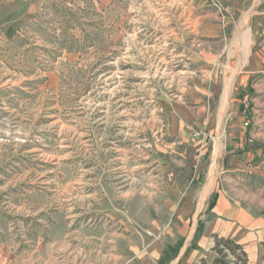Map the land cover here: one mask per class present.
<instances>
[{
	"label": "rangeland",
	"instance_id": "1",
	"mask_svg": "<svg viewBox=\"0 0 264 264\" xmlns=\"http://www.w3.org/2000/svg\"><path fill=\"white\" fill-rule=\"evenodd\" d=\"M230 1L0 0V264H211L215 118L264 132V0Z\"/></svg>",
	"mask_w": 264,
	"mask_h": 264
},
{
	"label": "crops",
	"instance_id": "2",
	"mask_svg": "<svg viewBox=\"0 0 264 264\" xmlns=\"http://www.w3.org/2000/svg\"><path fill=\"white\" fill-rule=\"evenodd\" d=\"M236 2L230 1L231 4ZM230 11L235 12V6L232 5ZM248 17L244 13L240 15L235 31L236 28L245 26ZM231 38L236 39L237 32ZM245 39L246 49L249 50L251 39L247 36ZM250 59V67L239 78L241 84H247L250 80L264 84V70L257 66L252 67L255 62L260 66L263 56L254 53ZM211 75L216 78L214 70L211 71ZM215 123L218 126L211 145L210 167L206 171L199 168L196 176L197 179L200 177V182L194 194L195 199L205 204L213 195L216 196L210 211L211 222L207 225L199 246L202 249L210 248L212 251L215 237L227 238L228 235L236 233L243 237L244 241L250 239L256 251H259L260 247L259 256L263 258L264 245L261 243L264 242V149L258 141L264 140V132H257L254 129L249 132L221 131L222 123H240L231 116H217ZM241 231L246 234H241ZM247 256L250 264L248 253Z\"/></svg>",
	"mask_w": 264,
	"mask_h": 264
},
{
	"label": "trees",
	"instance_id": "3",
	"mask_svg": "<svg viewBox=\"0 0 264 264\" xmlns=\"http://www.w3.org/2000/svg\"><path fill=\"white\" fill-rule=\"evenodd\" d=\"M212 252L216 254V257L212 259L211 264H248L244 248L230 238L215 237ZM201 264L208 263L201 260Z\"/></svg>",
	"mask_w": 264,
	"mask_h": 264
}]
</instances>
